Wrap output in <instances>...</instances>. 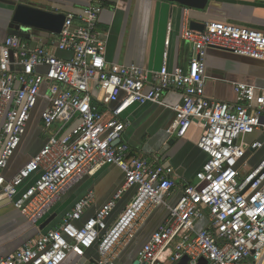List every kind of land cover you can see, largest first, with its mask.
Returning <instances> with one entry per match:
<instances>
[{
  "label": "built area",
  "instance_id": "built-area-1",
  "mask_svg": "<svg viewBox=\"0 0 264 264\" xmlns=\"http://www.w3.org/2000/svg\"><path fill=\"white\" fill-rule=\"evenodd\" d=\"M86 1L79 14H65L60 33H51L52 47L32 48L16 36L1 45L13 59L0 60V199L10 201L38 229L52 206L85 176L116 165L124 182L81 225L76 222L91 193L77 200L58 226L38 229L0 264H61L69 253L82 255L92 246L97 264H117L119 250L159 206L166 217L139 248L138 264H179L184 257L186 264H264V154L250 163L264 137L246 144L248 135H264V88L234 83L237 103L210 99L204 90L208 49L264 62V31L221 21L206 22L202 31L185 27L181 38L192 45L187 67L168 69L164 53L161 67L152 71L106 61L108 34L97 28L103 2ZM167 91L180 94L178 104L163 102ZM40 102L45 104L40 120L46 140L6 179L3 171ZM147 102L174 111L167 132L179 138L194 121L203 127L196 145L207 160L194 182L179 187L174 204L168 202L178 187L173 168L157 155L133 153L121 140L129 125L124 112ZM131 188V200L108 224Z\"/></svg>",
  "mask_w": 264,
  "mask_h": 264
},
{
  "label": "crops",
  "instance_id": "crops-1",
  "mask_svg": "<svg viewBox=\"0 0 264 264\" xmlns=\"http://www.w3.org/2000/svg\"><path fill=\"white\" fill-rule=\"evenodd\" d=\"M17 0H0V60H12V52L1 48L7 34V24L13 14ZM54 12L79 14L86 6V0H31ZM103 8L99 14L97 28L106 32L107 41L105 59L114 64H136L148 70H157L166 53L168 69L177 66L187 67L192 57V45L181 38L183 28H191V22L205 24L209 21H221L227 24L264 31V0H208L202 10L192 9L167 0H102ZM77 21L75 20V24ZM25 41V40H24ZM30 47H52L51 33L32 31L30 40L25 41ZM58 56L63 52L55 50ZM206 81L204 85L206 97L230 103H237L238 96L234 83L242 82L264 88V62L248 57L232 54L225 50L210 48L205 55ZM180 94L167 91L162 100L168 106L180 101ZM44 102L32 113L18 149L3 171L6 179L11 178L31 157L36 154L46 140L42 130L40 113ZM174 111L167 106L147 102L131 106L123 116L129 125L122 133L121 140L129 145L131 151L147 158L157 155L159 162L173 168V179L177 188L168 198L174 204L180 196L181 185L192 183L196 173L207 160L196 142L203 130L201 122H192L186 135L182 138L167 132L174 119ZM263 134L254 133L246 138V144L255 139L262 140ZM250 152H248V155ZM264 154V145L255 152L251 165H255ZM30 179L22 190L28 186ZM124 182V173L116 165H107L98 169L93 175L85 176L74 185L58 202H56L40 225L51 217V221L43 228L44 232L59 225L63 216L70 211L75 202L91 193L92 200L85 208L81 225L106 201H108ZM134 188L124 192L108 219L111 223L131 200ZM167 211L159 206L142 224L133 239L119 250L117 264H134L137 252L147 241L151 233L165 219ZM203 223H199V225ZM24 216L6 200L0 199V258H3L38 234ZM96 246L85 248L82 255L74 252L61 264H97Z\"/></svg>",
  "mask_w": 264,
  "mask_h": 264
},
{
  "label": "water",
  "instance_id": "water-1",
  "mask_svg": "<svg viewBox=\"0 0 264 264\" xmlns=\"http://www.w3.org/2000/svg\"><path fill=\"white\" fill-rule=\"evenodd\" d=\"M190 7L192 9L202 10L206 7L208 0H167ZM65 19L62 12H54L44 6L38 5L31 0H17L10 21L7 24V34L16 36L22 40L29 41L32 31H44L48 33H60ZM199 31L204 29V24L191 22V28H198ZM51 217L45 220L39 229H43L50 221ZM202 264L204 263L201 260ZM187 257H184L179 264H186ZM134 264H138L136 261Z\"/></svg>",
  "mask_w": 264,
  "mask_h": 264
}]
</instances>
